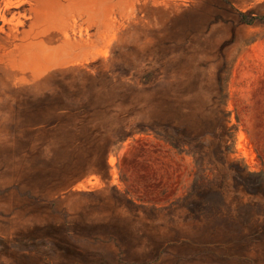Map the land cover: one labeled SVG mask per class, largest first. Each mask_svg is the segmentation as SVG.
Segmentation results:
<instances>
[{
  "label": "rangeland",
  "instance_id": "374dc122",
  "mask_svg": "<svg viewBox=\"0 0 264 264\" xmlns=\"http://www.w3.org/2000/svg\"><path fill=\"white\" fill-rule=\"evenodd\" d=\"M77 1L0 0V264H264V0Z\"/></svg>",
  "mask_w": 264,
  "mask_h": 264
},
{
  "label": "crops",
  "instance_id": "0c3cea01",
  "mask_svg": "<svg viewBox=\"0 0 264 264\" xmlns=\"http://www.w3.org/2000/svg\"><path fill=\"white\" fill-rule=\"evenodd\" d=\"M67 6H73L74 8L79 7L80 5L77 0H66ZM119 0H96V2L93 4L90 12L92 14H96L97 17V22L98 24H104L109 21V18L111 15L115 13V7ZM89 12V11H88ZM87 12V13H88ZM74 14H81V10L73 11ZM71 28L68 26H65V24H62L61 28H44L40 30V35L45 36V35H51L52 33H58L57 35L59 36V42L56 43V45L61 48H65L66 44H68L63 38L67 32L70 31ZM27 31H33L32 28L27 29ZM39 31V30H38ZM111 37V30L107 29L106 26L104 25H99L95 29L94 33V39L91 44V53L93 56H100L104 52H109V41L108 39Z\"/></svg>",
  "mask_w": 264,
  "mask_h": 264
}]
</instances>
